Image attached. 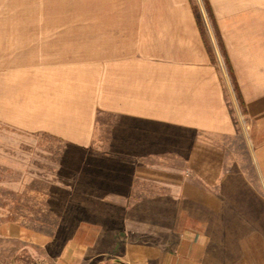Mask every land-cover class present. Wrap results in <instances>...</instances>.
<instances>
[{"label":"crops","instance_id":"obj_1","mask_svg":"<svg viewBox=\"0 0 264 264\" xmlns=\"http://www.w3.org/2000/svg\"><path fill=\"white\" fill-rule=\"evenodd\" d=\"M207 1L235 90L191 0H112L83 9L77 21L46 23L30 39L6 38L1 29L0 125L87 148L103 114L222 136L235 135V115L254 160L238 173L264 202V0ZM229 173L222 168L205 186L206 221L245 213L264 221L263 204L240 199L244 186ZM185 221L156 264H205L203 219L186 214ZM95 232L79 228L57 264H81ZM129 261L151 264L140 246Z\"/></svg>","mask_w":264,"mask_h":264},{"label":"rangeland","instance_id":"obj_2","mask_svg":"<svg viewBox=\"0 0 264 264\" xmlns=\"http://www.w3.org/2000/svg\"><path fill=\"white\" fill-rule=\"evenodd\" d=\"M111 1L0 0V32L30 39L46 23L77 21L83 9ZM191 3L235 90L208 1ZM233 117L235 135L222 136L103 114L87 148L0 125V264H57L64 245L85 226L96 239L81 264H132L129 254L138 246L156 264L175 244L186 214L203 219L205 264H264V221L247 213L236 221L220 215L206 221L205 186L222 168L244 186L240 199L264 207L259 191L238 173L254 160L247 127ZM243 176L254 184L251 174Z\"/></svg>","mask_w":264,"mask_h":264}]
</instances>
